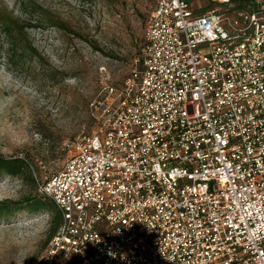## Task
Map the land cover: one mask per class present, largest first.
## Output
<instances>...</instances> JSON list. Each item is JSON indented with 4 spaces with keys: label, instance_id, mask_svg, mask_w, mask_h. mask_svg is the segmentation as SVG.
<instances>
[{
    "label": "built area",
    "instance_id": "1",
    "mask_svg": "<svg viewBox=\"0 0 264 264\" xmlns=\"http://www.w3.org/2000/svg\"><path fill=\"white\" fill-rule=\"evenodd\" d=\"M191 2L155 0L95 129L64 142L35 264H264V0Z\"/></svg>",
    "mask_w": 264,
    "mask_h": 264
},
{
    "label": "rangeland",
    "instance_id": "2",
    "mask_svg": "<svg viewBox=\"0 0 264 264\" xmlns=\"http://www.w3.org/2000/svg\"><path fill=\"white\" fill-rule=\"evenodd\" d=\"M210 8V0H191ZM234 3L235 0H232ZM155 0H0V18L23 33L0 31V156L23 158L43 181L63 165L65 141L89 135V104L120 86L143 46ZM202 12V10H198ZM1 29V27H0ZM29 180L0 173V201L36 196ZM0 217V264H35L51 211Z\"/></svg>",
    "mask_w": 264,
    "mask_h": 264
},
{
    "label": "trees",
    "instance_id": "3",
    "mask_svg": "<svg viewBox=\"0 0 264 264\" xmlns=\"http://www.w3.org/2000/svg\"><path fill=\"white\" fill-rule=\"evenodd\" d=\"M15 25V21H9V23H6L4 20L0 18V31L3 33V35L8 36L10 35L12 29L10 28V25ZM14 31H17L19 33L24 32V28L17 27V24L15 27H13ZM142 53V50H141ZM141 53L138 55L140 56ZM30 164L23 158H12V159H5L2 156H0V173H5L11 177H19L22 181L29 180L31 184L36 186V196H29L26 198H23L19 202H10V201H0V217H7L12 215L13 213L18 212L21 210V206L25 205L26 210L29 211H51L52 217L50 220V226L47 232L46 240L44 242L45 245H48V241L54 236L56 233L60 222H61V215L60 212L57 210L56 206L52 202L51 199L46 197L43 194H40L38 191L39 184L43 183L42 181L39 182V180H36L34 176H32Z\"/></svg>",
    "mask_w": 264,
    "mask_h": 264
}]
</instances>
